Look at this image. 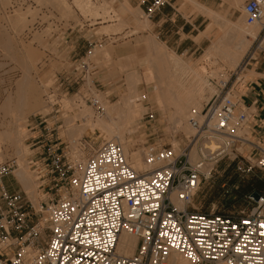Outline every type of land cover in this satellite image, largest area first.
<instances>
[{
	"label": "built area",
	"instance_id": "1",
	"mask_svg": "<svg viewBox=\"0 0 264 264\" xmlns=\"http://www.w3.org/2000/svg\"><path fill=\"white\" fill-rule=\"evenodd\" d=\"M164 6L172 7L171 0H153L147 17ZM243 13L249 23L260 22L264 0H245ZM102 42L87 50L86 60ZM261 57L264 27L220 94L202 110L190 111L193 134L184 145L145 148L143 171H136L123 146L111 141L75 160L55 136L63 123L57 127L56 116H38L29 131L41 135L33 138L27 162L38 198L30 200L14 176L15 160L0 164V264H170L173 257L189 264H264V197H249L248 214H203L193 207L201 184L221 163L234 164L241 176L264 168V148L252 141L249 129L256 108H264V91L245 103L247 72ZM86 60L80 67L88 69ZM78 80L55 76L47 95L49 107H58L55 114L63 108L56 92ZM81 88L80 99L103 117L106 110L93 97L96 87L84 81ZM79 147L84 151L90 144ZM9 176L19 189L6 185ZM124 234L137 240L129 257L118 251Z\"/></svg>",
	"mask_w": 264,
	"mask_h": 264
},
{
	"label": "rangeland",
	"instance_id": "2",
	"mask_svg": "<svg viewBox=\"0 0 264 264\" xmlns=\"http://www.w3.org/2000/svg\"><path fill=\"white\" fill-rule=\"evenodd\" d=\"M192 1L223 15L231 23H237L242 17V13L238 9H230L226 0H180L185 4L188 14L200 16V20L207 21L206 32L200 38L202 36L209 37L210 47L213 41L223 34V27L214 18L199 10L200 8ZM77 2L81 4L78 5ZM115 2L116 0H96L95 3L90 0H0V133L5 129L10 131L14 129L15 120L19 114L6 113L2 109V105L6 100L15 96L17 80H20L25 73L30 76L39 89L41 104L38 107H42V104L45 106L44 112L28 115L26 118L22 117L20 120H23L19 121L20 125L25 126L23 132L26 133L25 139L23 138V145L26 149L23 162L32 180H35L36 176L30 170L27 162L34 150L31 148L32 140L41 135V132H31L29 129L37 124L38 116H56L57 127L63 123V127L55 133V136L59 138L60 142H63V146H67L63 149L69 152L70 157H73L72 148L76 146L80 152L78 159L80 161L94 153L105 141L107 133L96 129L85 132L81 137L76 138L77 143L74 145L66 131L69 126L85 124V119L80 116V110L83 111L85 107L90 110L93 121L97 119L105 122L111 121V117L106 111L103 117H98L96 108L80 99L85 93V89L81 88L84 81L86 84L96 87L97 92L93 94V97L98 98L101 103L103 101L110 105L118 103L121 98H126L129 95L127 76L134 72L141 77L146 68L155 72L156 60L161 55L171 73L168 78L180 80L187 86L186 88L193 89L198 85L200 79L194 73L197 68L203 67L207 70L203 78L207 85L216 92L210 94L207 89L209 87L206 88L201 102L202 110L211 99L220 94L221 85L229 80V72L234 71L246 55L236 67L232 68L220 57L210 58L206 61L204 54L210 47L202 48L194 54H176L165 46L164 38L158 39L155 34H152L153 22L151 20L156 13L148 18L147 11L153 0H148L145 3L143 11L129 5L127 1H122V4ZM171 2L173 6L176 0H171ZM165 8L167 6L162 7L159 11ZM144 22L148 23L147 27H143ZM67 29L80 30L82 34L89 36L86 37L87 40L80 39L85 42V48H81L80 50L83 52L78 53L79 55L75 58L72 57V61L64 52L66 48H60L62 43L69 41L65 34ZM100 40H103L102 44L98 45L93 56L86 60L87 50L94 47ZM170 54L179 60V66L173 62L171 64ZM84 60H86L88 69L80 67ZM261 60L264 62L263 57ZM75 68L78 69L77 73L74 71ZM11 71L14 72L13 78L9 74ZM57 74H60L61 77L66 74L70 78L77 77L79 80L77 85L66 89L62 88L61 91L56 92L59 95L58 101L62 102L59 107L62 105L63 108L58 114H55L54 111L58 107H49L47 95L51 93L49 89L53 87ZM250 77L252 76H247V79ZM63 94L66 95L63 97ZM138 95L140 96L139 103L143 105L145 113L132 123L125 133L126 140L133 145L130 153L140 152L144 162L143 152L147 147L183 146L187 135L185 136L182 131L175 133L173 123L170 121L172 109H161L154 93L148 92L143 83L138 88ZM247 102L249 101L247 100ZM151 114L155 117L154 121L148 120V116ZM74 115L75 117H73ZM116 118L118 117L115 116L114 120L118 121ZM23 121L25 123H22ZM28 138L29 142L26 141ZM83 141L90 144V147H86L84 151L79 147ZM1 143L0 164L9 160L18 162L19 158L16 157L15 150L10 143L8 141H4L2 145ZM9 177L14 180V177ZM14 185L18 188L17 184L14 183ZM250 187L254 191L248 194L243 201L238 202L234 199L232 209L225 207V203L229 199L228 192L232 188L233 190H239V188L248 190ZM253 193H259L264 197V168L255 167L252 173L241 176L236 172L235 166L221 163L211 178L201 184L200 190L194 198L193 207L196 212L203 214L214 213L225 216L241 212L248 214L252 207L249 197ZM35 194L34 197L28 196L29 199L35 201L38 198L37 192Z\"/></svg>",
	"mask_w": 264,
	"mask_h": 264
},
{
	"label": "bare ground",
	"instance_id": "3",
	"mask_svg": "<svg viewBox=\"0 0 264 264\" xmlns=\"http://www.w3.org/2000/svg\"><path fill=\"white\" fill-rule=\"evenodd\" d=\"M226 1L228 2L230 9H238L242 13V17L239 18L237 23H231L223 15H219L213 10L207 9L206 7L198 4L196 1H192V3H196L194 5L198 6L200 8H198L199 10L214 18L217 23H221L223 27V34L213 41L211 47L205 52L204 59L208 61L210 58L220 57L227 65L233 68L240 63L241 59L246 54L253 41L258 37L260 31L263 29L264 18L260 22L251 24L248 22L243 13V0ZM77 4L79 5L81 3L77 2ZM147 26V22L143 24V27ZM169 58L168 59L171 61V64L173 62V64L179 66L180 63L178 59H175L176 57L174 58L171 55ZM163 60H165L163 59V56L159 55L156 60L157 67L155 72L146 68L144 75L141 77L134 72L127 76L129 95L126 98H121L120 102H115V104L111 105L110 103L105 104L104 101L101 103L104 106L107 114L111 117V121L105 122L104 120L99 119L93 121V116L91 115L89 109H86L85 107L83 111L80 110V116L85 119V124L83 123L80 126H69L66 130L68 132V136L72 139L71 140L69 138L72 143L76 145L75 143H77V141L75 139L81 137L85 132L100 129L107 133V137L104 139L105 141L117 142L121 144L126 155L130 158L133 168L138 172L143 171L145 169V164L142 161L140 152L130 153L133 145L125 138V133L128 131V127H130L132 123L137 121V119H139L145 113L143 105L139 103L140 96L138 95V88L142 83L145 85L148 92L154 93L158 106L161 109H172L170 121L173 123L175 128L173 129L175 130V133L177 131H182L185 133V136L187 135V137H190V134L193 131L187 122L189 113L192 109L201 110V102L204 98V92L206 88L209 87L203 78L207 70L203 67L200 69L197 68L194 73L200 79L198 85L193 89L186 88L187 86L182 84L180 80L168 78V75L171 73L169 72V68L166 67V64ZM249 76H254V73H250ZM18 80L15 96L5 101L2 105V109L6 113L12 114L11 112H15L19 115L18 117L16 116L17 118L15 120L13 130L10 131L5 129L0 133V143L8 141L14 148L16 157L19 158V161L17 162L18 168L14 172L15 177L26 194L28 196L34 197V195H36L35 193L37 192L38 184L37 179H31L32 177H30L27 173L25 163L23 162V156L25 155L26 150L23 145V138L26 133L23 132V128L25 126L23 124L20 125L19 121L23 120H20L22 117L26 118L28 115H34L38 112L41 113V111L45 109V106L42 104V107H38L41 104L38 91L39 89H37L27 73H25L19 81ZM207 89H209L210 94L216 92L211 87ZM74 107L76 106L74 105ZM75 115L73 117H75ZM115 116L118 117L116 118L118 121L114 120ZM22 123L25 122L23 121ZM117 125H120L121 127H115ZM130 131L132 130L130 129ZM72 150L73 158L78 160L80 157V152L76 149V146H74ZM178 206L181 208V204H178ZM136 245L137 240L135 238L124 234L121 237L118 251L122 255L129 257L133 255ZM187 263L188 262L180 257H173L170 262V264Z\"/></svg>",
	"mask_w": 264,
	"mask_h": 264
},
{
	"label": "crops",
	"instance_id": "4",
	"mask_svg": "<svg viewBox=\"0 0 264 264\" xmlns=\"http://www.w3.org/2000/svg\"><path fill=\"white\" fill-rule=\"evenodd\" d=\"M122 1H127L129 5L140 8L141 11L145 9V3L148 2V0H116L115 3L122 4ZM151 21L153 22L152 34H155L158 39L164 38L165 46L176 54H194L202 50V48L210 47L211 41L209 37L202 36L200 38L206 32L207 21L200 20V16L188 14L185 4L181 3L180 0H176L172 7H167L156 13ZM67 30L65 34L69 41L62 43L60 48H66L64 52L67 53L69 60L72 61V57L75 58L79 55L78 53L83 52L80 49L85 48V42L80 41V39L87 40L86 37L89 36L82 34L80 30ZM198 38L200 39L196 41ZM250 73H254V76L247 79L249 82L247 89L250 96L245 100L246 104H249L257 97L261 98L260 92L264 91V62L260 60L258 63L253 64L248 70L247 76ZM249 129L252 141L264 148L263 107L259 106L256 108V113L250 121ZM5 183L8 187L16 190L15 179L7 177Z\"/></svg>",
	"mask_w": 264,
	"mask_h": 264
},
{
	"label": "trees",
	"instance_id": "5",
	"mask_svg": "<svg viewBox=\"0 0 264 264\" xmlns=\"http://www.w3.org/2000/svg\"><path fill=\"white\" fill-rule=\"evenodd\" d=\"M234 167V164H230ZM233 187V186H232ZM254 191L252 187L248 188V190H242L239 188V190H233V188L228 192L229 199L225 203V207L227 209L233 208V201L234 199L238 200V202L243 201L245 197H247L248 194H251ZM259 194V193H258ZM261 197H263L261 194H259Z\"/></svg>",
	"mask_w": 264,
	"mask_h": 264
},
{
	"label": "water",
	"instance_id": "6",
	"mask_svg": "<svg viewBox=\"0 0 264 264\" xmlns=\"http://www.w3.org/2000/svg\"><path fill=\"white\" fill-rule=\"evenodd\" d=\"M253 197L255 198V200H259L260 195L258 193H253Z\"/></svg>",
	"mask_w": 264,
	"mask_h": 264
}]
</instances>
